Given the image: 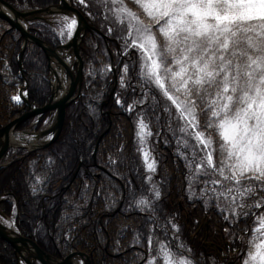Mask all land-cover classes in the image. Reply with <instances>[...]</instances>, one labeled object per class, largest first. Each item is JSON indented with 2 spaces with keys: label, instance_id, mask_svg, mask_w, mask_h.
<instances>
[{
  "label": "trees",
  "instance_id": "16d2710c",
  "mask_svg": "<svg viewBox=\"0 0 264 264\" xmlns=\"http://www.w3.org/2000/svg\"><path fill=\"white\" fill-rule=\"evenodd\" d=\"M6 1L25 10L61 4V0ZM93 1L70 0L107 40L92 30L82 41V92L66 110L59 139L28 155L21 149L10 150L17 156L0 169V212L14 216L20 234L58 260L84 252L92 264H146L150 252L156 255L160 241L192 264H242L252 229L259 226L251 212L258 216L264 207L251 209L248 216L229 223L214 205L206 207L203 200L190 197L187 169L177 156L168 114L163 111L167 100L155 89L158 102L151 100L153 91L144 97L138 82V50L131 48L124 54L121 37L114 38L104 29L103 14ZM113 27L124 34L118 25ZM30 33L52 49L62 44L56 30L45 23L30 24ZM23 42L21 33L0 19V128L27 112L28 105L20 96L25 82L30 104L43 107L51 98L49 62L37 45L28 44L21 72ZM125 64V83L130 86L122 88ZM106 67L109 70L105 72ZM115 76L118 87L112 94ZM137 113L143 114L152 133L145 148L156 161L153 173L146 169L143 151L138 150L136 131L141 117ZM49 116L39 117L35 131ZM35 120L23 123L18 131L27 130ZM200 120L203 124V116ZM142 198L151 201L154 212L141 210L136 202ZM149 235L153 238L151 251ZM0 264H18L15 250L1 239Z\"/></svg>",
  "mask_w": 264,
  "mask_h": 264
},
{
  "label": "snow or ice",
  "instance_id": "6c2138e0",
  "mask_svg": "<svg viewBox=\"0 0 264 264\" xmlns=\"http://www.w3.org/2000/svg\"><path fill=\"white\" fill-rule=\"evenodd\" d=\"M97 2L109 14L106 19L122 26L124 54L131 48L140 54L138 82L144 97L155 89L171 102L163 111L187 169L190 197L214 205L229 223L264 207V0H131L136 10L126 0ZM75 24L73 18L65 25L69 38ZM122 73L121 87L126 88L127 64ZM151 100L158 102L155 91ZM137 115L136 142L143 151L152 133L143 114ZM144 158L147 162V151ZM154 163H147L151 172ZM152 189L158 198L154 183ZM136 203L154 212L147 198ZM251 214L259 226L252 229L243 264H264V212ZM152 240L149 235L150 251ZM158 259L191 264L160 241L146 264Z\"/></svg>",
  "mask_w": 264,
  "mask_h": 264
},
{
  "label": "water",
  "instance_id": "95a60500",
  "mask_svg": "<svg viewBox=\"0 0 264 264\" xmlns=\"http://www.w3.org/2000/svg\"><path fill=\"white\" fill-rule=\"evenodd\" d=\"M0 3L7 6L11 12L13 13L14 17H10L8 14L0 10V19L6 21L13 29L19 31L24 39L22 51L20 54L19 59V66L21 72L24 71L22 60L24 56V52L29 43H33L37 45L39 48L43 50L45 53L48 62H49V72H50V86H51V98L49 102L43 107H37L29 103L27 98V90H28V83L25 82L24 89L20 92L21 99L28 105V110L25 114L21 117L13 120L9 124L0 128V164L2 160L7 156L11 149H20L24 147H16L11 144L10 136L12 133H20L18 131L19 127L27 122L30 119L38 118L46 114H53L55 113L56 116V123L50 128L42 132V135H51V138L47 140L44 144L29 150L28 152H34L39 149L47 148L48 146L54 144L63 131V127L65 124L66 118V110L70 104L75 102L82 92V85H83V70H84V62L81 57V44L84 40L88 31H96L99 33L105 40H107V36L104 35L101 31L92 27L85 16L75 7L72 6L70 0H61V4L45 9H34V10H22L17 9L16 7L12 6L6 0H0ZM66 15V16H75L77 19V26L72 35V38L69 42L60 45L56 49H52L46 42L42 39L32 35L30 33L29 24L33 23L37 20H40L43 16L46 15ZM24 20L26 22V26H24L21 22ZM58 50L62 53L71 52L72 55L76 59L74 74H70L71 83L70 86L65 93V95L59 100L54 101L55 91L53 88L52 83V58L58 57L62 59L58 55ZM116 72V69L113 70ZM115 82L118 83V78L115 76ZM97 152V150H96ZM10 165L7 164L5 166L0 165V169ZM4 218L6 217L4 214L0 212ZM0 239L3 240L5 243L10 245L14 250L18 260V264L23 259L26 264H37V262L41 264H75V260L79 257L82 260H85L86 264H91V258L84 252H76L72 253L67 256L64 260H58L51 255L43 252L39 246L24 238L18 231H11L7 227L0 225ZM30 250H34L36 255L33 256L30 253ZM27 256H30L27 258Z\"/></svg>",
  "mask_w": 264,
  "mask_h": 264
},
{
  "label": "bare ground",
  "instance_id": "6f19581e",
  "mask_svg": "<svg viewBox=\"0 0 264 264\" xmlns=\"http://www.w3.org/2000/svg\"><path fill=\"white\" fill-rule=\"evenodd\" d=\"M0 10L5 12L6 14H8L12 18L14 17L13 13L11 12V10L7 6L2 4V3H0ZM71 17L75 18V21H76L75 27L71 29V33L73 35V33H74L75 29H76V26H77V19H76L75 16H71ZM21 22H22V24L24 26L27 25L24 20H21ZM71 38H72V36H71ZM71 38H69L67 42H69L71 40ZM58 55L62 59H60L58 57H53L52 58V64H51L52 83H53V88H54V91H55L54 101H59L65 95V93L67 92V90H68V88L70 86V83H71V79H70L69 76H70V74H74V68H75V63H76V59L72 55L71 52L62 53L60 50H58ZM117 87H118V83L116 84V82H115V86H114V89L112 91V94L115 93ZM65 120H66V118H65ZM45 128L47 130V129H50L51 126H50V128H49V126H46ZM42 132L43 131H41V133H39V134L37 133L35 135H32V137L28 136L27 138H26V136L22 135L21 133H12L11 136H10V142H11L12 145H14L16 147H18V146L24 147V148H20V149L24 151V154L28 155V154L32 153V152L29 153L28 152L29 150H32L33 148L44 144L45 142H47V140L50 139L51 135H42ZM107 132H109V129L107 130ZM103 137H104V134L101 135L99 141H101ZM24 154H23V156H24ZM11 155H13L14 158L17 156L16 153H9V154H7L6 157L11 156ZM11 224H12L11 219H5L4 222H2L0 220V225H3L4 227H7L11 231L15 232L16 230L14 229V227ZM42 251L45 252L44 250H42ZM30 253L33 256L36 255V252L34 250H30ZM45 253H47V252H45ZM47 254H49V253H47ZM29 257L30 256H27V258H29ZM21 260H22L21 262L26 264L23 259H21ZM84 261L85 260H82L81 258L78 257L75 260V264H86V262H84ZM37 264H41V263L37 262ZM232 264H235V263H232Z\"/></svg>",
  "mask_w": 264,
  "mask_h": 264
},
{
  "label": "rangeland",
  "instance_id": "374dc122",
  "mask_svg": "<svg viewBox=\"0 0 264 264\" xmlns=\"http://www.w3.org/2000/svg\"><path fill=\"white\" fill-rule=\"evenodd\" d=\"M130 1L131 0H126L127 6L129 8H131V9H133V10H136L138 6L137 5L131 6L129 4ZM93 2L96 5V9L98 11H101V13L103 14V20H104V26L103 27H104V29L109 34H111L112 36L114 35V38L121 37L123 34L122 33H119V32H116L115 27H113V25H118V24L114 23L111 18L106 19V16H108L109 14L105 11V9L102 7V5L97 2V0H94ZM140 14H142V13L141 12H138V15H140ZM65 16L66 15H59V14H56V15H46V16H43L40 20H37V21H35L33 23H45V24L49 25L51 28H53V29L56 30V33H58L59 37H61V40L63 41V43H66L68 41V39H69V36H68L69 29L66 28L65 25L69 24L72 21L73 18L71 16H66V17H68V20H63L62 18L65 17ZM33 23H30V24H33ZM145 23H147V20H145ZM110 27L113 29L112 32H109V30H108ZM118 27H120L121 30H122V26L121 25H118ZM61 32H63L62 35H61ZM166 103H169L170 104L171 102L170 101H168V102L166 101ZM173 111H175V108L174 107H173ZM35 123L36 122H34L32 124L31 128L27 129L26 131L20 132V133L22 135L26 136V138H27L28 136L32 137V135H35L37 133L39 134V133H41V131H45L46 130V128H45L46 126H49V128H50V126L52 127L56 123L55 113H53V114L50 115V117L47 119V121L45 122V124L43 125V127L40 129L39 132H35L34 131V125H35ZM137 126H138V124H137ZM50 138H51V136H50ZM144 151H147V153H148V160H147V162L145 161V158H144ZM142 156H143V160H144L146 169H147V163H152V162H155L154 163V166H155V169H156V167H157L156 166V161H155L152 153L148 149L145 148L143 150ZM13 159H14V156L13 155L8 156V157H6V158H4L2 160V162H1L0 165L1 166H5V165L11 163L13 161ZM149 172H151V171H149ZM5 219H11V221H12V224L11 225L14 227V229H16L14 216L13 217H10V218H4L2 215H0V220L2 222H4ZM16 231H18V230L16 229ZM152 257H153L152 256V253L150 252L149 259H151ZM21 264H24V263L21 262Z\"/></svg>",
  "mask_w": 264,
  "mask_h": 264
}]
</instances>
